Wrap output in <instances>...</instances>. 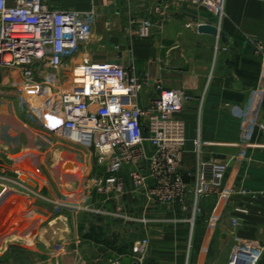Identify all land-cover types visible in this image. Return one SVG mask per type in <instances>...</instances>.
<instances>
[{"label":"crops","instance_id":"obj_1","mask_svg":"<svg viewBox=\"0 0 264 264\" xmlns=\"http://www.w3.org/2000/svg\"><path fill=\"white\" fill-rule=\"evenodd\" d=\"M45 3L96 15L92 38L61 71L68 82L84 61L120 64L147 78L135 101L142 109L158 98L159 84L194 98L181 114L186 194L173 205L146 201L130 168L113 173L108 160L60 136L46 114L26 110L23 89L13 84L15 101L0 103V264H227L236 245L264 247V0H225L222 20L166 0ZM146 21L152 28L143 37ZM202 26L220 36L200 33ZM61 75L44 76L61 87ZM211 163H228L224 191L232 193L196 202L197 176ZM113 174L124 179L125 193L96 192L94 179ZM144 239L150 248L139 262L133 247Z\"/></svg>","mask_w":264,"mask_h":264},{"label":"built area","instance_id":"obj_2","mask_svg":"<svg viewBox=\"0 0 264 264\" xmlns=\"http://www.w3.org/2000/svg\"><path fill=\"white\" fill-rule=\"evenodd\" d=\"M166 1L190 3L220 20L225 15V0ZM95 19L93 11L54 10L45 0H17L13 6L0 0V69L19 72L29 82L20 96L25 105L29 102L24 95H39L45 89L40 111L55 122L56 133L91 150L99 160H108L113 173L130 168L134 189L146 201L182 203L186 186L180 170L187 139L181 114L192 96L159 84L158 98L142 109L135 101L144 91L147 78L137 77L120 64L88 60L73 68L68 88L45 80L44 75L51 74L58 81L67 60L92 38ZM151 28L152 23L146 21L140 35L149 36ZM147 145L152 147L151 153ZM239 147L254 146L242 143ZM228 167V163L203 165L194 187L196 202L232 193L224 191ZM86 186L85 191H92L89 183ZM93 188L99 194L118 197L125 193V181L113 174L94 179ZM232 224L236 229L239 219H233ZM149 248L148 239L134 245L133 254L139 262L145 260ZM263 256V246L239 244L227 264H260Z\"/></svg>","mask_w":264,"mask_h":264},{"label":"rangeland","instance_id":"obj_3","mask_svg":"<svg viewBox=\"0 0 264 264\" xmlns=\"http://www.w3.org/2000/svg\"><path fill=\"white\" fill-rule=\"evenodd\" d=\"M64 76L65 75H63V74L61 75V88H68L69 85H70V82H68V80ZM37 81H39V80L37 79ZM13 84L18 89H21L22 88L23 90H25V87L29 84V82L27 80H25L21 75H17L15 73V71L6 70V69L0 70V103H5V104L7 103V104H10L11 105L15 101V95H14L15 93H12V91H11V88H12V85ZM18 91L16 93H19ZM20 92H21V90H20ZM44 92H45V89L40 90V93L41 94H39V95L38 94L32 95V96L31 95H28V94L27 95H24V97L26 98L25 100L28 101L29 104H30V105L29 104H26V105H28V106L25 107L26 110H29L30 109L31 111H35V110L37 112L40 111L41 110L40 109L41 108V105L43 104V101H44V98H43ZM16 111H17V114L18 115L19 114L22 115V116L23 115H26V113H23V111H21V110L18 109V107L16 108ZM12 114L14 115V112L13 111H12ZM32 114H33V112H32ZM81 149H82V147H80V150ZM81 151H84V153H88L87 150H86V148L82 149ZM82 153H80V154H82ZM83 157H85V155ZM82 166L83 165L80 164V166H79V174L82 173L81 172ZM63 173L65 175L66 172L63 171ZM18 237H19V235H18Z\"/></svg>","mask_w":264,"mask_h":264},{"label":"water","instance_id":"obj_4","mask_svg":"<svg viewBox=\"0 0 264 264\" xmlns=\"http://www.w3.org/2000/svg\"><path fill=\"white\" fill-rule=\"evenodd\" d=\"M200 33L211 35V36H220V32L217 31L215 27L212 26H202L199 28Z\"/></svg>","mask_w":264,"mask_h":264}]
</instances>
